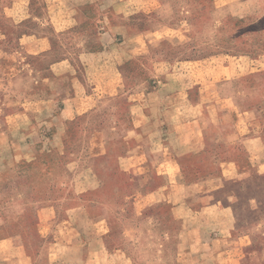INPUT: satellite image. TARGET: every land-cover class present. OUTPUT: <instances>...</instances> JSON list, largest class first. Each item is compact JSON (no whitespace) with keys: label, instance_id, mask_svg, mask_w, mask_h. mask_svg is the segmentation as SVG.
<instances>
[{"label":"rangeland","instance_id":"rangeland-1","mask_svg":"<svg viewBox=\"0 0 264 264\" xmlns=\"http://www.w3.org/2000/svg\"><path fill=\"white\" fill-rule=\"evenodd\" d=\"M248 1V15L235 20L222 0H114L108 7H62L56 16L45 0H0V132L27 129L0 140V222L18 218L14 228L32 250L53 242L57 228L70 227L74 210L83 209L90 217L106 210L111 252L133 258L143 252L139 264H155L156 256L170 254L178 230L168 229L169 207L155 211L143 199L152 190L138 186L142 167L124 165L123 149L130 143L115 140L99 147L93 136L115 122L127 124L126 103L154 91L186 93L177 83L187 84L189 76L199 73L206 75L193 91L209 106L214 103L211 85L230 80L243 108H264V0ZM164 4L172 11L167 23L189 38L185 44L165 42L144 55H130L119 37L104 35L121 26L129 35H149L160 24L155 6ZM99 14L109 16L105 27L96 23ZM35 39L47 40L57 60L73 64L78 76L88 74L92 82L101 76L98 86L91 82L87 88L92 96L118 95L116 111L103 114L92 107L69 122L66 138L57 141L54 130L61 122L51 121L50 105L35 101L41 87L17 86V74L38 62L22 49ZM96 57L98 73L84 69ZM215 120L220 122L217 114ZM216 138L218 134L207 133L206 156L220 151ZM253 248L264 260V245Z\"/></svg>","mask_w":264,"mask_h":264},{"label":"crops","instance_id":"crops-1","mask_svg":"<svg viewBox=\"0 0 264 264\" xmlns=\"http://www.w3.org/2000/svg\"><path fill=\"white\" fill-rule=\"evenodd\" d=\"M222 1L233 19L243 20L248 15V0ZM45 2L54 16L62 13L56 12L62 7L99 8L116 3ZM155 11L160 24L149 35H129L125 26L104 35L119 37L125 51L140 56L165 42L173 46L188 42L184 31L167 23L172 15L169 4L155 6ZM108 17L99 14L96 23L105 27ZM22 49L38 62L17 74V86L41 87L35 101L50 105L51 121L61 122V127L54 130L57 141L66 138L69 122L83 117L92 107H100L103 114L116 111L118 95L92 96L87 88L92 82L88 74L87 78L78 76L73 64L59 62L47 40L29 41ZM111 61L106 62L112 65ZM86 62L84 69L98 73L99 57ZM205 75L189 76L187 84L179 80V88L188 89L186 93L154 91L138 96L126 103L127 124L115 122L113 127L97 131L93 140L99 147L115 140L130 143L123 149L122 161L128 167H142L136 176L138 186L152 190L143 199L150 200L149 206L155 211L169 207L172 227L168 229L177 228L178 233L172 240L171 253L156 256L155 264H263L253 246L264 245V108H243L230 80L211 85L214 103L209 106L193 91ZM98 77L92 78L94 86L102 81ZM113 78L116 80V75ZM173 80L176 83L177 78ZM24 101V97L19 98L20 103ZM24 132L27 129L21 127L1 131L0 140ZM207 133L210 137L218 134L214 145L218 142L221 146L218 153L206 156L203 149ZM15 221L18 218L0 222V264H139L145 256L140 252V258H133L109 250L106 210L92 217L83 209L74 210L69 216L70 227L57 228L53 242L32 250L15 230Z\"/></svg>","mask_w":264,"mask_h":264}]
</instances>
